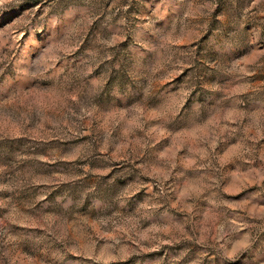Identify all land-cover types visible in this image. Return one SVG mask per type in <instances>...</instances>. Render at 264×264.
<instances>
[{"label": "rangeland", "instance_id": "obj_1", "mask_svg": "<svg viewBox=\"0 0 264 264\" xmlns=\"http://www.w3.org/2000/svg\"><path fill=\"white\" fill-rule=\"evenodd\" d=\"M0 264H264V0H0Z\"/></svg>", "mask_w": 264, "mask_h": 264}]
</instances>
